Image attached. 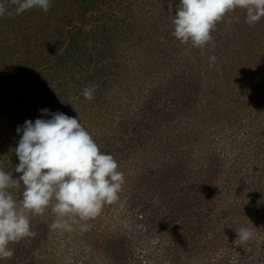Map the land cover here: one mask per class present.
Instances as JSON below:
<instances>
[{
	"label": "rangeland",
	"instance_id": "1",
	"mask_svg": "<svg viewBox=\"0 0 264 264\" xmlns=\"http://www.w3.org/2000/svg\"><path fill=\"white\" fill-rule=\"evenodd\" d=\"M179 3L51 0L0 18V169L18 178V126L60 112L125 178L70 231L33 215L35 237L0 264H264V18L237 10L201 50L172 34Z\"/></svg>",
	"mask_w": 264,
	"mask_h": 264
},
{
	"label": "clouds",
	"instance_id": "2",
	"mask_svg": "<svg viewBox=\"0 0 264 264\" xmlns=\"http://www.w3.org/2000/svg\"><path fill=\"white\" fill-rule=\"evenodd\" d=\"M51 6V0H0V18L32 10L47 13ZM237 10H243L246 22L254 25L264 18V0H180L172 17V34L182 45L203 50L213 44L217 24ZM209 61L212 66L217 58L211 56ZM94 91V87L85 88L84 98L94 100ZM42 112L48 114L47 109ZM21 131L15 148L19 164L14 169L21 175L14 179L12 173L0 169V259L13 257L10 243L35 237L30 227L33 215L51 208L56 216L51 228L70 231L77 219H94L104 205L117 202L125 183L118 162L101 152L79 119L57 112L50 119L25 121L17 128L18 134ZM21 188L22 199L17 200L10 190ZM88 227L84 223L81 230ZM234 229L241 242L254 235L246 227Z\"/></svg>",
	"mask_w": 264,
	"mask_h": 264
}]
</instances>
